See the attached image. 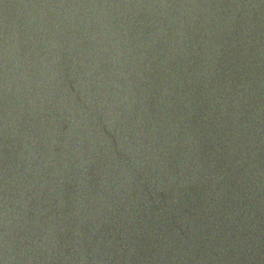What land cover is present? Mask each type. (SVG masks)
<instances>
[{"label": "water", "instance_id": "obj_1", "mask_svg": "<svg viewBox=\"0 0 264 264\" xmlns=\"http://www.w3.org/2000/svg\"><path fill=\"white\" fill-rule=\"evenodd\" d=\"M0 264H264V0H0Z\"/></svg>", "mask_w": 264, "mask_h": 264}]
</instances>
